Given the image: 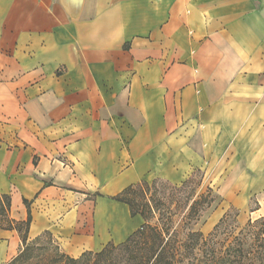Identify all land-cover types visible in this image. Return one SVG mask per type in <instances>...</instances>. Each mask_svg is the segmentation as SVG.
<instances>
[{
	"label": "crops",
	"instance_id": "1",
	"mask_svg": "<svg viewBox=\"0 0 264 264\" xmlns=\"http://www.w3.org/2000/svg\"><path fill=\"white\" fill-rule=\"evenodd\" d=\"M221 168L264 217V0H0V195L30 240L124 243L144 221L114 197Z\"/></svg>",
	"mask_w": 264,
	"mask_h": 264
},
{
	"label": "trees",
	"instance_id": "2",
	"mask_svg": "<svg viewBox=\"0 0 264 264\" xmlns=\"http://www.w3.org/2000/svg\"><path fill=\"white\" fill-rule=\"evenodd\" d=\"M196 173L201 172L195 171L180 186L156 180L151 184L142 182L126 188L114 197V200L126 204L131 217L141 216L144 224L124 243L118 245L110 243L99 252H86L79 258H72L61 252L49 232L30 240L28 237L32 223L30 203L25 201L29 212L28 219L24 222L15 221L10 216L11 197L0 195V230L16 231L21 240L18 254L8 264H181L184 255L185 257L188 254L195 255V252L204 249L209 237L205 238L200 231H190L186 239L189 242L182 244L177 232L172 231L171 219H166L161 213L162 203L156 198V193L161 187L183 189L190 184ZM201 200L205 202L207 197L203 196L200 200L194 201L186 219L193 216L194 212L196 216L199 214L200 209L196 207L201 205ZM153 220L157 221L155 225L152 224ZM221 223L223 222L215 228L210 239L216 236ZM257 223H261V228L255 235L253 248L246 250L243 239L236 238L234 242L237 244L224 247L222 252L218 248L211 249L206 264H264V217L254 223L250 221L248 227L253 228ZM45 237L49 240L46 241Z\"/></svg>",
	"mask_w": 264,
	"mask_h": 264
},
{
	"label": "rangeland",
	"instance_id": "3",
	"mask_svg": "<svg viewBox=\"0 0 264 264\" xmlns=\"http://www.w3.org/2000/svg\"><path fill=\"white\" fill-rule=\"evenodd\" d=\"M233 172L234 175H230ZM239 175L238 170L229 171L223 168L205 171L196 173L190 184L183 189L161 187L157 191L156 198L162 203L159 204L160 211L166 219H171L172 231L177 232L182 244L189 242L186 239L190 231H200L205 238L209 237L204 249L195 252V255L188 254L187 257L184 255L181 264H206L211 249L218 248L222 252L224 247L236 245L234 242L236 238L243 239L246 250L253 248L255 235L260 230L261 223L255 224L253 228L248 227V223L263 218L261 214L253 213L261 207L263 198L243 192L248 184H245L246 181ZM203 196H206L207 200L205 202L201 200V205L196 207L200 209L199 214L196 216L194 212L193 216L186 219L194 201L200 200ZM156 222L153 220L152 224L155 225ZM220 222L223 223L216 236L210 239ZM45 239L49 240L47 237ZM53 242L60 248L54 237ZM20 248L21 243L18 249Z\"/></svg>",
	"mask_w": 264,
	"mask_h": 264
}]
</instances>
